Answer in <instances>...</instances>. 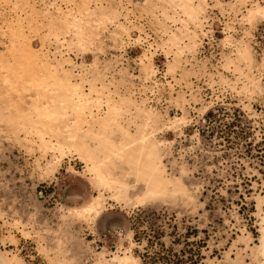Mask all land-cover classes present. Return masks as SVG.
<instances>
[{"label":"rangeland","instance_id":"1","mask_svg":"<svg viewBox=\"0 0 264 264\" xmlns=\"http://www.w3.org/2000/svg\"><path fill=\"white\" fill-rule=\"evenodd\" d=\"M0 264H264V0H0Z\"/></svg>","mask_w":264,"mask_h":264},{"label":"trees","instance_id":"2","mask_svg":"<svg viewBox=\"0 0 264 264\" xmlns=\"http://www.w3.org/2000/svg\"><path fill=\"white\" fill-rule=\"evenodd\" d=\"M165 251H167L165 254H169V255H172V256L174 255V254H172V250L171 249H165ZM174 257H176V254L174 255ZM164 260H165V258H164Z\"/></svg>","mask_w":264,"mask_h":264}]
</instances>
